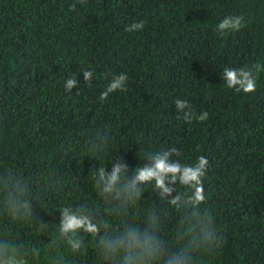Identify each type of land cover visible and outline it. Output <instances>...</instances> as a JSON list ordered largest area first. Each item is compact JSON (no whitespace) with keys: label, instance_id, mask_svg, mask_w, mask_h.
<instances>
[{"label":"trees","instance_id":"obj_1","mask_svg":"<svg viewBox=\"0 0 264 264\" xmlns=\"http://www.w3.org/2000/svg\"><path fill=\"white\" fill-rule=\"evenodd\" d=\"M230 14L243 15L245 26L221 35L216 27ZM139 21L143 30H126ZM256 63L264 65V0H0V168L64 175L70 196L50 191L52 210L33 204L37 220L58 224L65 203L96 200L94 166L124 157L135 167L144 152L170 146L182 161L203 155L223 243L201 264H264V71L251 94L222 78L226 67ZM86 69L95 73L91 84ZM120 73L129 76L127 91L102 102ZM73 75L80 85L69 93ZM178 98L209 119L178 118ZM106 128L113 143L105 157L80 159L89 133ZM144 197L145 209L166 207L151 190ZM17 232L43 245L32 226ZM89 245L81 264H96Z\"/></svg>","mask_w":264,"mask_h":264},{"label":"clouds","instance_id":"obj_2","mask_svg":"<svg viewBox=\"0 0 264 264\" xmlns=\"http://www.w3.org/2000/svg\"><path fill=\"white\" fill-rule=\"evenodd\" d=\"M78 2L83 4L86 0ZM71 8L75 10L76 4ZM144 26V21L134 22L126 30H143ZM244 26L243 15L230 14L217 25L216 31L224 35ZM261 71L264 65L260 63L226 67L222 78L228 89L251 94L257 88L255 73ZM82 75L91 84L95 73L86 69ZM128 81L127 73L112 76L99 99L107 101L110 94L127 91ZM79 85L73 75L64 87L71 93ZM174 105L178 118L186 123L209 119L207 111L197 113L185 99H176ZM112 143L110 128L91 132L82 146L80 159H102ZM139 157L146 162L135 167L124 157L110 160L107 166H94L89 178L94 183L96 200L65 203L58 210V224L37 220L33 204L37 202L39 207L52 210L45 203L50 191L70 196L64 175L54 169L23 174L11 167L0 168V264H81L89 251V240L96 264H201L205 254L223 243L222 229L205 190L209 160L201 155L193 162L182 161V152L176 146L146 151ZM77 180L75 175L74 183L79 187ZM149 190L166 207L143 208L144 193ZM24 224L32 226L43 238L42 246L20 237L17 228Z\"/></svg>","mask_w":264,"mask_h":264}]
</instances>
